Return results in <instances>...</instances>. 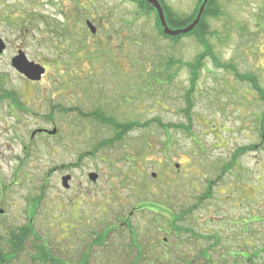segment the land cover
<instances>
[{
    "label": "rangeland",
    "instance_id": "obj_1",
    "mask_svg": "<svg viewBox=\"0 0 264 264\" xmlns=\"http://www.w3.org/2000/svg\"><path fill=\"white\" fill-rule=\"evenodd\" d=\"M158 1L185 18L198 0ZM216 5L203 46L195 35L165 39L133 0H0V250L14 230H32L6 264H38L39 242L65 262L129 264L140 247L128 225L142 245L134 264H264V141L246 150L264 103L211 57L264 91V0ZM16 47L43 66L39 81L12 69ZM206 47L188 119L183 62ZM39 128L56 133L30 138Z\"/></svg>",
    "mask_w": 264,
    "mask_h": 264
},
{
    "label": "trees",
    "instance_id": "obj_2",
    "mask_svg": "<svg viewBox=\"0 0 264 264\" xmlns=\"http://www.w3.org/2000/svg\"><path fill=\"white\" fill-rule=\"evenodd\" d=\"M136 5L138 6L139 13H143V14H147L149 12H153L155 14V24L158 30V33L164 37L165 39H169L172 41H178L180 38L188 36V35H195V37L197 38V40L204 46L206 41H205V36L207 34H210L211 31L209 29V24L207 23V19L208 18H215L217 16L220 15L219 12V8L216 5V0H207L204 10L202 12V15L199 19V22L197 23V25L192 28V30H190L188 33L185 34H179L176 36H167L163 33L162 31V26L160 24L159 18L157 16V12L155 11V9L153 8V6L148 3L147 1L144 0H133ZM203 0H198L195 7L193 8L191 14H189L188 16H186L185 18H179L177 17L175 14H170V11H168V8L163 5V3L160 4L162 6L163 12H164V16H165V20H166V24L168 25V27H171L172 29L175 28H184L186 26H188L195 18L197 12H198V8L200 7L201 3ZM172 25V26H171ZM208 53H210L206 47V51L199 53L197 58L195 59V61L193 62H183V65L185 67L188 68L189 72H190V85L189 88L187 89V91L185 92V107L183 109V112L185 113V115L187 116V118H190V109L192 107V103H191V99H190V94L193 90L194 87V82H195V78L196 76V72L197 70H199L202 66H203V58L205 57V55H208ZM210 55V54H209ZM213 63L215 66L217 67H221V68H225V69H231L233 71V73L235 75H237L239 78L241 79H246V76L244 75H239L237 72V69L234 65L232 64H223V63H219L215 57L213 55H211ZM258 90L260 93H264V91L262 90V88H260L259 86H257ZM78 114L82 115V116H95L96 118H98L100 121L102 122H108L110 124L114 123V120L112 118L109 117H105L104 115H100L97 114L95 115L94 113H83V112H79ZM154 121L160 125L161 127H166V125H164V123H162V121H160L159 119H154ZM138 123L135 122H131V123H126V124H116L114 128H117L118 133L116 134V136H119L121 133H123L125 130H129L135 126H138ZM183 126V125H181ZM177 217V216H175ZM113 226V225H112ZM114 227V226H113ZM105 232H101L100 234L97 235V239L99 240V242H104L105 238H107L108 234L111 232V227L108 226L105 228ZM128 230H129V240H130V244L129 245H138L139 251H137L135 257H133L131 263L129 264H134L135 262H137V260L140 257V250L142 248V245L137 241L136 235L132 229V227H130L128 225ZM32 234V230H30V226H24L23 228H19L17 229V231H13L10 236L8 237V245L10 250L8 252H2L0 250V264H6L7 261L11 260L17 253H19L23 247H24V243L26 238H28L29 235ZM35 239H38L37 236H34ZM1 240V238H0ZM41 241V240H40ZM48 246L42 242H39L38 245L35 248V252L34 254L31 256V261L35 262L38 261V264H90L88 262V258L82 254L80 256V258L78 259V261L76 262H65L64 260L60 259L59 257L55 256L52 254V252L47 248ZM131 247V246H130ZM86 254V252H84ZM205 253V252H204ZM206 254V253H205ZM151 255V254H150ZM202 255V254H201ZM161 255H159L160 258ZM247 256V255H246ZM148 258L153 259V257L149 256ZM249 257L247 256V259ZM148 259V260H151ZM162 262L159 260L157 261V264H161ZM149 264V263H147ZM254 264V263H251Z\"/></svg>",
    "mask_w": 264,
    "mask_h": 264
},
{
    "label": "water",
    "instance_id": "obj_3",
    "mask_svg": "<svg viewBox=\"0 0 264 264\" xmlns=\"http://www.w3.org/2000/svg\"><path fill=\"white\" fill-rule=\"evenodd\" d=\"M145 1L150 3L155 8V10L157 12V16H158L159 21H160V24L162 26V31L167 36H176L179 34H185V33H188L190 30H192V28H194L197 25V23L199 22V19L202 15L205 4L207 2V0L202 1L200 7L198 8V12H197L194 20L188 26L181 28V29H170L168 27V25L166 24L163 9H162L159 1L158 0H145ZM86 25L88 26V28L90 29V31L92 33L95 32V28L91 25V23L89 21L86 22ZM4 48H5V43L0 38V54L2 53ZM11 65L20 74H23L27 79L32 80V81L40 80L41 75L44 73V68L41 65L34 63L33 61H29L22 51H19L18 54L12 58ZM36 132H45V133H48L50 135H53V134H55L56 129L54 128V129L49 130V131L46 129H37L31 134V136H33ZM89 178L93 181L96 180V174L95 173H89ZM69 179H70L69 175L62 177L63 187H65V188L68 187L67 181ZM0 212H2V210H0Z\"/></svg>",
    "mask_w": 264,
    "mask_h": 264
},
{
    "label": "flooded vegetation",
    "instance_id": "obj_4",
    "mask_svg": "<svg viewBox=\"0 0 264 264\" xmlns=\"http://www.w3.org/2000/svg\"><path fill=\"white\" fill-rule=\"evenodd\" d=\"M6 46H7V44H6ZM19 51H22V49L19 48V47H16V49L14 51V54L10 58V65H11L12 58L15 55H17ZM252 54L256 55V57L259 55L255 50L252 51ZM262 55L264 56V53H262ZM256 59L258 60V57ZM262 61L264 63V57L262 58ZM12 69L18 74L19 77L24 78L27 82H29V83L30 82H35V81H30L29 79H27L24 75L20 74L13 67H12ZM249 76H250L251 81L253 80L254 82H257V79H256V77H255V75L253 73L249 74ZM257 95L260 96L261 97L260 99L264 101V93H260V92L258 93L257 92ZM261 100H258V101H259V103L261 105H263L264 102H262ZM256 112L257 113H254V117H255L256 121L258 122V124L255 126L254 129H255V131L257 133V136H258L259 141H258V143L256 145H250V146H248V148L246 150H253V149L257 148L258 146H260L261 143L264 141V111H262V112L261 111H256ZM0 215H2V214H0Z\"/></svg>",
    "mask_w": 264,
    "mask_h": 264
}]
</instances>
